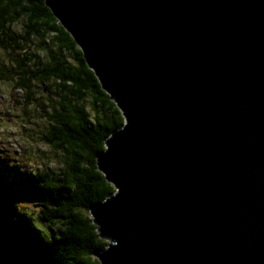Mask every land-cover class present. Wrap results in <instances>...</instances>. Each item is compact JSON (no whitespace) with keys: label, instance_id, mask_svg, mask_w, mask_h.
Here are the masks:
<instances>
[{"label":"water","instance_id":"obj_1","mask_svg":"<svg viewBox=\"0 0 264 264\" xmlns=\"http://www.w3.org/2000/svg\"><path fill=\"white\" fill-rule=\"evenodd\" d=\"M46 4L124 118L97 156L100 264H264V0Z\"/></svg>","mask_w":264,"mask_h":264},{"label":"trees","instance_id":"obj_2","mask_svg":"<svg viewBox=\"0 0 264 264\" xmlns=\"http://www.w3.org/2000/svg\"><path fill=\"white\" fill-rule=\"evenodd\" d=\"M46 2L0 0V51L10 60L0 61V81L12 84L23 111L43 112L48 125L40 139L60 156L58 172L41 166L19 172L0 160V250L44 264H100L94 253L108 240L99 237L89 210L115 187L97 156L124 118ZM17 200L35 202L59 231L50 234L19 212Z\"/></svg>","mask_w":264,"mask_h":264},{"label":"rangeland","instance_id":"obj_3","mask_svg":"<svg viewBox=\"0 0 264 264\" xmlns=\"http://www.w3.org/2000/svg\"><path fill=\"white\" fill-rule=\"evenodd\" d=\"M1 59L5 63L10 62L7 52L0 51V61ZM36 86L42 88L40 85ZM11 87L12 84L0 81V160L14 170L19 169V172H31L39 166L58 172L59 154L40 139L41 130L44 131L48 125L47 118L34 106L23 111L17 103L20 97L10 91ZM16 203L19 212L32 216L50 234L59 231L60 223H49L42 218L40 208L35 202L17 200Z\"/></svg>","mask_w":264,"mask_h":264}]
</instances>
